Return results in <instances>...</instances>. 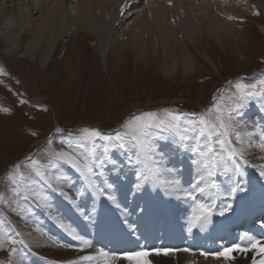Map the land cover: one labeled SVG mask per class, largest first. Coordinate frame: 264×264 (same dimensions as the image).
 Returning <instances> with one entry per match:
<instances>
[{
	"label": "rangeland",
	"instance_id": "1",
	"mask_svg": "<svg viewBox=\"0 0 264 264\" xmlns=\"http://www.w3.org/2000/svg\"><path fill=\"white\" fill-rule=\"evenodd\" d=\"M61 1L69 14L75 11V0ZM150 1L136 0V5H129V12L123 8L118 20L124 14L128 19L115 23L112 42L106 51H101L86 25L75 29V22L69 20L70 28L58 39L44 65L39 60L46 42L32 57L23 54L30 38L26 31L18 48L6 52L3 37L6 35L0 30V221L4 222V232L0 233V264H68L79 260V251L86 246L77 243L74 236H82L88 229L91 232L83 234L84 238L98 242L99 249L105 251L109 239L129 236L139 242L141 235L150 229L148 237L156 232L154 238L159 241L161 232L170 231L174 221L190 225L195 206L192 198L169 194L162 182L166 186L165 181L179 178L182 187L188 190L203 174L191 162L194 157L190 149L196 144V132L184 123L180 133L189 139L182 144L177 133L167 129L174 123L173 115L197 114L196 118L181 116L182 122L201 115L214 119L218 105L226 111L235 108L239 96L237 83L257 86L244 89L254 94L246 99L245 107L240 109L242 114H234V132L230 136L233 146L242 148L248 161L242 166L245 175L237 177L244 191L235 196L205 197L200 193L193 196L205 204L214 199L211 211L233 223L235 214L238 215L236 202L247 197L255 200L259 190L264 189V179L259 175L264 169V91H261L264 85L259 83L264 80V0H211L219 7L217 11L211 10V14L206 6L212 4L192 0L194 21L214 17L222 20L223 25L218 39L203 25L202 32H197L193 41L185 39L176 27L175 36L194 64L190 70L178 59L179 45L175 47L177 58L169 48L164 50L161 45L153 48L150 41L145 51H141L138 42L121 32L130 30L137 13L149 6ZM40 2L49 5L38 8L36 13L32 11V28L37 18L51 13L56 4L54 0ZM117 3L118 0H101L104 9L111 5L114 9ZM20 6L21 0H11L4 3L3 9L17 13L16 8ZM215 29L218 30L216 24ZM224 32L227 37L223 36ZM164 63L172 68L168 77L161 70ZM147 112H155L157 120L163 121L160 128L152 130L151 139L153 147L164 158L160 166L162 182L157 175L147 180L143 174L138 177V172L143 173L142 166L128 164V157L135 159L137 151L130 137L125 139L123 149L114 140L115 133L129 131L125 125L133 116ZM85 129L99 131L105 138L90 140L84 135ZM236 134L241 136L242 145L236 143ZM205 143L206 139L201 140L202 145ZM216 149L219 150V145ZM60 152L71 155L81 167L87 161L93 167L88 177L92 181L80 172L75 173L71 163L53 157V153ZM29 156L39 161L44 179L24 165L21 168L25 177L23 190L15 196L8 176L14 164ZM230 175L217 168L212 179L223 189L228 186ZM90 184L104 189L105 195H99ZM109 195L115 202L107 198ZM226 207L228 211L221 215ZM4 233L17 241L23 240L28 247L8 244ZM13 247L16 252L11 253ZM234 247L239 248L236 243ZM152 249H157V243ZM248 253L249 250H243L235 254L241 259ZM132 255H115L117 258L109 262L99 255L81 264L95 260H102L100 264H143L142 260L131 261ZM259 262L264 264V258L239 264ZM172 263L179 264L176 259ZM153 264L161 262L156 260Z\"/></svg>",
	"mask_w": 264,
	"mask_h": 264
},
{
	"label": "bare ground",
	"instance_id": "2",
	"mask_svg": "<svg viewBox=\"0 0 264 264\" xmlns=\"http://www.w3.org/2000/svg\"><path fill=\"white\" fill-rule=\"evenodd\" d=\"M8 1L10 2L11 0H0V26L3 25L0 30L2 31V35H6V37L3 36L7 44L5 51H15L18 45L22 43V36H25L23 33L28 31L27 34L30 35V38L25 43L22 53L30 54L32 57L36 54L38 47L46 42V48L39 60L42 65L50 59V55L56 47L55 45L58 39L70 28L68 26L69 20L75 22V25L73 24L75 29H77L78 25H86V28L95 35L101 51H106L112 42L111 36L116 25L115 23H122L128 19L124 14L121 17L122 20H118V14L121 12V9L124 8V10L129 12L132 5L136 4V0H118L114 9L112 5L104 9L101 0H75L76 9L72 14H69L63 1L54 0L56 4L52 6V12L44 15L41 14L39 18H37L35 26L32 28L31 22L34 20L31 16L32 11L36 13L35 10L38 8H45L49 4L41 3L40 0H21L22 6L16 8V10H18L17 13L15 11L4 12L3 5ZM200 1H207L209 4H212V6H206V11L209 14H211V10L217 11L219 9L218 3H211V0ZM255 1L258 2L259 0ZM192 3V0H151L149 6L137 13L130 30L128 32H121L131 37L133 42H138L141 51H145L146 43L150 41L153 48H157L158 45H161L164 50L169 48L170 53L174 54L175 58H177L176 55H178V53L175 47L176 44L179 45L178 59L183 63L186 70H190L194 68V64L190 55L182 48V44L177 39L178 37L175 36L177 33L176 27L181 29V34L185 39L193 41L195 34L197 32H202L203 25L215 34V37L218 39L221 35L219 32L223 25L222 20H216L214 17L206 18L203 17V15L201 16L203 19L201 18V20L197 22L194 21V15H191L193 10L191 7ZM43 4V7H38ZM130 4L131 7L127 8ZM17 14H21V16L18 18ZM127 15L128 14H126V16ZM191 23H193V27H190ZM215 24L218 30L215 29ZM226 32L223 34L224 37H227ZM233 34L235 37L237 36L235 33ZM161 70L164 76L168 77L172 68L170 69L169 65L164 63ZM258 197L260 200L258 205H256L252 199H247L246 203L244 201L238 203V210L240 211L237 213L238 219L241 218V214L246 211L249 212L247 215L249 217L248 219H254L252 217L254 215L253 212L256 216V214L260 212V209H264V189L260 190ZM183 208L185 210V207ZM126 214L128 213H125V215ZM159 214H161V212ZM240 220H242V218ZM129 223L130 222H128V225ZM184 225H186L185 228L178 227ZM184 225L175 223L172 228L177 231L172 238L163 241L159 245L157 244V249H170L171 251L168 255H164L163 253L157 255V249H152L155 244H153L152 241H146L143 246L140 245L137 247L138 250L135 251L132 258L129 259H131V261L142 260L143 264H153L156 260L160 261L161 264H173L172 262H174L175 259L179 264H239L240 262L245 261L246 263L251 261L253 258L257 260L264 258V220L261 221V225H248L245 231H235L232 232V235L228 233V221L224 220L222 222L215 214V211L212 212L209 222L200 221L191 231L188 230L190 225ZM224 228L226 235H231L229 241L235 242L239 248L225 247L221 243L216 244L213 242L218 239ZM226 228L228 229L226 230ZM89 232H91L90 229L86 230L84 233L80 232L82 235L80 237L84 238L86 235L83 234H89ZM245 233L252 236L254 238L253 241H248L243 235ZM87 240L90 242V246H86L82 251H79L80 257H90L94 259V257L100 255L103 257L102 260L108 259L109 262L113 261L112 258H117L115 255L118 256L120 251H124L127 248L124 245L121 247L118 246L114 249L115 254L104 252L108 255L103 256L101 255L103 251L97 249L96 245H93L89 238ZM75 241L82 244L79 239H75ZM131 245L132 244L128 246L130 249L134 247V245ZM184 249H187V251ZM243 250H249V253L246 254V256L244 255V258L239 259L237 257L238 254L236 255L235 253H241ZM212 252H214L213 255L211 254ZM173 256H177L178 258L174 259ZM102 260H95L94 263L88 262L87 264H100ZM258 264L262 263L259 262Z\"/></svg>",
	"mask_w": 264,
	"mask_h": 264
},
{
	"label": "snow or ice",
	"instance_id": "3",
	"mask_svg": "<svg viewBox=\"0 0 264 264\" xmlns=\"http://www.w3.org/2000/svg\"><path fill=\"white\" fill-rule=\"evenodd\" d=\"M121 11H123V9H121ZM259 83L264 85V80H261ZM256 87V84L244 85L237 83L236 90L237 93H239V96L237 97V106L226 111L221 109V107L218 105L216 107L214 119L205 118V116L201 115L198 117V119L182 122L181 116H190L196 118L197 114L184 113L172 116V121H174V123H170L167 130L175 131L182 144L186 143L189 139L187 135L180 133V129L184 126V123L190 124L195 130L196 144L190 149L194 157L191 162L193 165L201 168L203 173L199 175V178L195 180L188 190H185L182 187V181L179 178H173L165 181L166 190L169 194H176L177 198H180V195H183L185 199L192 198L193 200L195 206L192 209L193 216L188 229L189 231H191L192 227H195L196 223L199 221L209 222L212 215L211 209L215 206L214 199L211 203L205 204L203 202L196 201L193 193H200L205 197H219L220 195L235 196L237 192L244 191L242 185L238 182L237 177H243L245 175L244 171L242 170V166L247 164L248 161L245 159L242 148L233 146V140L230 138V136L234 132V114H242L240 113V109L245 107L246 99L254 94L253 92H245L244 89H255ZM261 91H264V88H262ZM233 95L236 94L234 93ZM162 124L163 121L157 120V115L155 112H147L139 116H133L132 120L125 125L129 131L125 132L124 134L117 132L114 136V140L118 142L116 146L120 147L121 149L125 148V139L127 137H130L135 143L137 147L135 159H133L131 156L128 157V164L142 166L143 173L138 172L137 175L139 177L141 174H143L145 180L156 176V174L160 171V166L163 164V156L158 154V150L154 148L151 143L153 136L152 130L160 128ZM161 130L163 131L165 129ZM56 131L60 132L61 129H56ZM84 135L90 140L96 137L101 139L105 138L102 133L96 130L85 129ZM109 139L113 138L110 137ZM204 139H206V143L202 145L201 140ZM235 140L237 144H243V140L239 134H236ZM214 145H219V150H217ZM91 152L92 150L90 149L89 155H91ZM105 152H108L107 147L105 148ZM53 157L55 159L66 160L67 162L71 163L72 166L76 168V170L80 172L82 176H85L86 179L93 173V167L87 161H85L83 167H81L68 153H53ZM24 165L30 166L31 171L35 172L36 176L44 179L43 172L40 170L41 166L39 165V161L32 159L30 156L25 157L23 162H18L12 166L13 171L8 176L9 181L14 186L12 191L15 196H19L23 190L21 185L24 183L25 177L21 172V168ZM217 168H220L226 175L231 173V175L228 176L229 183L226 188L222 189L221 186L217 184L214 179H212V177L215 176ZM167 171L171 173L174 172V169H167ZM259 175L260 178L264 179V169L260 170ZM45 183H49V181L45 180ZM90 186L99 195H105L104 189L95 184H90ZM108 187H111V185H108ZM61 195H65L67 198L65 193L61 192ZM107 198L115 202V198L113 196L109 195ZM72 202L75 203V201ZM230 206L231 205L228 207ZM226 211H228L227 207L224 208L220 214L223 215V213ZM61 226L64 227V225ZM3 232L4 222L0 221V233ZM4 235L7 238V243L10 245H15L17 243L24 244L23 240L17 241L11 236H7L6 233H4ZM16 235L18 236L19 233H16ZM243 235L248 241H253L254 239L247 233ZM74 238L79 239L84 246H90V242L87 239H84L80 236H74ZM24 246L28 247L27 244H24ZM184 250L187 251V249ZM170 251V249H157L156 254L160 255L163 253L164 255H168ZM14 252H16L15 247L11 249V253ZM101 255L107 256L108 254L101 252ZM90 259V257H80L79 260L69 261L68 264H81V261Z\"/></svg>",
	"mask_w": 264,
	"mask_h": 264
}]
</instances>
